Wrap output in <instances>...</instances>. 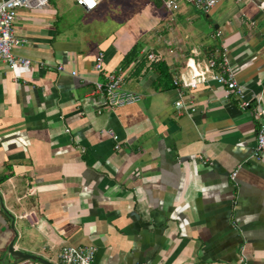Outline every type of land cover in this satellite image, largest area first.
Listing matches in <instances>:
<instances>
[{
  "label": "crops",
  "instance_id": "0c3cea01",
  "mask_svg": "<svg viewBox=\"0 0 264 264\" xmlns=\"http://www.w3.org/2000/svg\"><path fill=\"white\" fill-rule=\"evenodd\" d=\"M154 1L138 0L153 27L134 45L95 23L73 27L63 0L18 10L14 35L25 42L13 52L44 65L0 63V259L16 232L15 249L53 264L66 245L95 247L93 264H264V156L252 159L259 121L222 100L213 81L184 92L177 109L172 82L188 81L189 60L224 45L246 95L264 101V0H228L208 14L181 0L167 20L174 25L152 15ZM119 67L141 100L110 110L95 83ZM29 212L32 223L22 217Z\"/></svg>",
  "mask_w": 264,
  "mask_h": 264
},
{
  "label": "built area",
  "instance_id": "2783aa9c",
  "mask_svg": "<svg viewBox=\"0 0 264 264\" xmlns=\"http://www.w3.org/2000/svg\"><path fill=\"white\" fill-rule=\"evenodd\" d=\"M102 0H76L77 6L86 12L94 11ZM164 9L172 12L177 9L181 0H158ZM192 6L204 13L208 14L217 5L228 0H188ZM244 0H235L236 3H242ZM48 5V0H4L0 3V63L7 66L9 70L16 67L29 68L37 65L43 68L42 62L34 63L29 58L17 55L13 49L22 45L24 40L14 35V20L20 9H42ZM259 8L264 13V1L260 2ZM221 32L216 31L213 34L215 39L221 38ZM150 61H160L161 57H157L150 53L147 55ZM104 65V54L99 52L95 58L93 71L101 73ZM190 69V78L188 81H181L180 78L173 79V86L176 91L177 101L175 108L182 107L181 97L184 92L195 90L199 85L208 81L215 82L223 90L222 100L229 102L235 100L238 107L242 111L250 110L254 117L259 121V129L256 134L255 148L252 159L256 161L262 160L264 156V101L261 94L246 95V89L236 79V74L230 62L229 52L226 46L221 45L220 49L203 61L190 59L187 65ZM59 73L64 71L62 65L57 66ZM72 76L76 73L72 72ZM96 91L105 98V107L115 110L125 106L138 103L141 96L137 93L126 90L123 87V70L121 67L110 71L105 76V82L95 83ZM194 109H192V112ZM108 136L115 142L114 149L119 150L120 145L118 137L113 131H107ZM202 164H207V160L199 157ZM237 170L232 172L229 179L233 187H237ZM30 223L34 220L33 213H25L22 216ZM96 254V248L93 246H63L59 253V264H93ZM241 264H246L243 258ZM19 264V263H18Z\"/></svg>",
  "mask_w": 264,
  "mask_h": 264
},
{
  "label": "rangeland",
  "instance_id": "374dc122",
  "mask_svg": "<svg viewBox=\"0 0 264 264\" xmlns=\"http://www.w3.org/2000/svg\"><path fill=\"white\" fill-rule=\"evenodd\" d=\"M64 17L73 27L82 23H95L100 25L101 29L110 33L113 37L120 39L121 35L126 34L127 42L134 45L139 37H145L150 33L153 27V21H148L147 17L140 9L138 0H104L98 7L97 11L86 14L81 7L75 5L71 0H63ZM152 9L153 16H161L165 24H172L167 21L173 15L162 7L149 5ZM191 6V5H190ZM194 11L196 9L192 6ZM197 12V11H196ZM177 13V12H176ZM201 20H205L204 16L198 12ZM144 30H139V27Z\"/></svg>",
  "mask_w": 264,
  "mask_h": 264
},
{
  "label": "water",
  "instance_id": "95a60500",
  "mask_svg": "<svg viewBox=\"0 0 264 264\" xmlns=\"http://www.w3.org/2000/svg\"><path fill=\"white\" fill-rule=\"evenodd\" d=\"M1 3V2H0ZM97 98H92L91 102H96ZM12 229H14L13 224H12ZM17 238V234L15 232V237L14 239L9 243L7 250L4 254L3 259H0V262L2 263H6V262H10L11 260H13L12 264H18L20 262H24V261H34V262H38L40 264H53L51 262H48L47 260H45L44 258L37 256V255H33V254H27L24 253L20 250L15 249V240Z\"/></svg>",
  "mask_w": 264,
  "mask_h": 264
},
{
  "label": "trees",
  "instance_id": "16d2710c",
  "mask_svg": "<svg viewBox=\"0 0 264 264\" xmlns=\"http://www.w3.org/2000/svg\"><path fill=\"white\" fill-rule=\"evenodd\" d=\"M155 5L158 6V7H162V4L160 1L158 0H155L154 1ZM140 48V44L138 45H135L125 56H124V59H123V63L124 64H129L131 63L134 58L136 57L137 53H138V50ZM155 70L157 71V73L159 74L158 77H159V81H164L168 83V80L170 79V75L167 71V68L165 67V65L163 63H157V65L155 66ZM173 82V81H172ZM174 87V86H173ZM5 179V176H0V183H2Z\"/></svg>",
  "mask_w": 264,
  "mask_h": 264
}]
</instances>
